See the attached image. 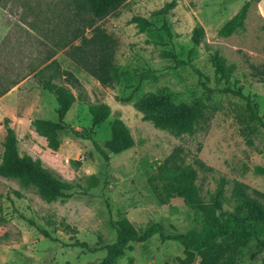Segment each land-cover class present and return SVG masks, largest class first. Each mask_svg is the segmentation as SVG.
<instances>
[{
  "label": "rangeland",
  "instance_id": "obj_1",
  "mask_svg": "<svg viewBox=\"0 0 264 264\" xmlns=\"http://www.w3.org/2000/svg\"><path fill=\"white\" fill-rule=\"evenodd\" d=\"M171 1L175 2L167 15L171 40L155 28L140 32L132 22L141 17L159 26L161 16L154 12ZM70 2L0 0V83L31 68L41 70L44 57L55 52L51 60L71 72L83 92L80 101L79 91L63 84L78 98L64 120L81 137L59 132L57 151L48 149L31 127L33 119L57 121L53 95L43 90L33 75L0 97V161L3 119L8 118L19 154L40 160L57 181L70 185V198L46 203L33 188L0 177V264H97L105 257L104 247L115 240L110 220L125 218L136 229L158 222L166 234L198 227L193 212L181 199L162 205L149 185L158 166L175 153L196 170V184L205 200L221 180L225 181L227 201L235 182L264 195V175L256 171L264 168V131L256 122H249L245 102L226 92L227 88L240 91L264 115V8L260 0H126L117 14L97 23L117 41L119 81L113 88L102 87L65 56V49L53 46L57 34L49 31L64 24ZM244 4L248 9L243 29L221 37L220 29ZM196 26L202 27L203 38L193 47L191 36ZM173 49L183 64L180 67H174ZM214 52L234 66L228 80L215 76ZM147 71L140 89L133 92L135 75ZM55 82L64 83L62 79ZM162 88L168 89L177 104L204 98L210 90L205 118L195 133L175 137L142 120L133 102ZM129 96L131 101L124 102ZM87 102L104 103L111 110L107 121L94 128L92 138L97 144L103 146L110 139V124L119 112L133 139L130 149L108 154V162L103 160L86 139L91 128ZM261 201L264 203V198ZM254 251L253 243L243 245L237 251V261L264 264L261 257L250 259ZM183 257L178 242L163 241L153 234L128 245L113 264H182L179 259ZM186 264H199V259Z\"/></svg>",
  "mask_w": 264,
  "mask_h": 264
},
{
  "label": "trees",
  "instance_id": "obj_2",
  "mask_svg": "<svg viewBox=\"0 0 264 264\" xmlns=\"http://www.w3.org/2000/svg\"><path fill=\"white\" fill-rule=\"evenodd\" d=\"M126 0H71L70 14L64 24L52 28L57 38L52 42L54 48L63 50L65 56L77 67L96 80L102 87L113 88L119 81V69L115 62L117 41L97 23L108 16L117 14ZM175 7V2L166 3L154 15L161 16L159 26L141 17H134L140 32L148 28L163 31L171 40L173 33L167 22V15ZM248 4H244L239 12L231 18L219 31L221 37H229L239 29H243ZM89 31L90 36L85 32ZM203 38V29L196 26L193 29L191 42L193 47L199 46ZM78 41V44L74 42ZM55 52H50L42 60L45 66L36 71L29 69L15 79L9 78L0 83V97L6 94L22 79L33 75L41 88L52 94L57 104V121L33 119V131L45 140L51 151L59 148V132L69 131L76 136L81 134L73 130L65 122V116L71 106L79 98L82 101V88L79 80L69 71L61 69L56 60H51ZM175 65L182 66L177 60L174 49L170 53ZM215 76L221 80H228L234 71L233 65H227L226 60L217 52L211 57ZM149 72L135 75L137 85L133 92L140 89L141 83ZM62 79L64 83H56ZM68 84L79 91L77 98ZM204 98H197L189 103H175L167 88L158 89L141 95L133 102V107L142 115V120L149 122L155 129L166 131L175 137L195 133L198 125L204 120L207 104L211 100V92ZM245 102L249 122H256L264 131V115L258 113V105L240 91L226 89ZM131 101L130 96L123 100ZM88 113L91 117V128L86 139L105 162L109 155H117L133 146V139L120 119L119 112L114 113L110 124V139L103 146H99L92 138L94 128L102 125L111 116L110 107L104 103L87 102ZM4 137L2 141V155L0 161V177L16 180L23 188H33L36 194L46 203L64 201L70 198V185L57 181L40 160H34L28 155H20L17 139L13 129L9 126V119H3ZM202 165V164H200ZM257 173L264 175V168H257ZM197 172L192 165L185 164L176 153L169 156L158 166L155 174L149 179V185L162 205H168L171 199H181L183 204L193 212L198 227L186 233L166 234L161 223L150 222L140 229H136L127 219L117 222L110 220L109 224L115 231L113 243L104 247L106 254L97 264H113L132 243H141L150 235L157 234L163 241H176L183 248L182 264L189 263L196 258L199 264H240L237 261V251L245 244L253 243L255 251L251 255L252 261L258 257L264 262V195L251 190L247 185L235 182L231 191L230 201L225 198V181L221 180L214 192L208 193L205 200L196 184ZM31 222V221H30ZM46 234L45 232H43ZM86 248L85 244H81ZM93 252L98 249H93Z\"/></svg>",
  "mask_w": 264,
  "mask_h": 264
},
{
  "label": "crops",
  "instance_id": "obj_3",
  "mask_svg": "<svg viewBox=\"0 0 264 264\" xmlns=\"http://www.w3.org/2000/svg\"><path fill=\"white\" fill-rule=\"evenodd\" d=\"M260 3H261V6L264 8V0H260ZM123 254L121 256H123Z\"/></svg>",
  "mask_w": 264,
  "mask_h": 264
}]
</instances>
